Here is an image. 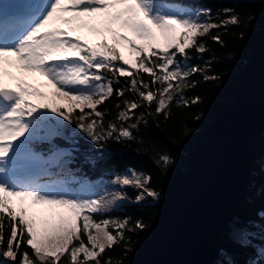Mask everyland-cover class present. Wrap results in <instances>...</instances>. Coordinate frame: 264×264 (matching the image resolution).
I'll list each match as a JSON object with an SVG mask.
<instances>
[{"label":"snow or ice","instance_id":"snow-or-ice-1","mask_svg":"<svg viewBox=\"0 0 264 264\" xmlns=\"http://www.w3.org/2000/svg\"><path fill=\"white\" fill-rule=\"evenodd\" d=\"M5 4H0V257L10 264H61L70 255L71 264H102L100 257L119 242L117 237L124 240L125 230H142L145 225L136 221L128 227V218L95 220L94 215L108 210L113 201L105 198L106 192L99 193L104 181L88 182L66 168L65 157L73 151L87 163L95 160L90 149L57 143H77L76 133L64 122L103 150L107 140L135 139L133 130L147 123L145 112L135 115L141 107L149 116L167 119L173 102L185 107L198 103L199 97L189 101L183 93L195 86L187 82L191 75L206 69L189 66L187 50L207 51L199 37L220 25L209 22V10H173L162 0H5ZM224 11L228 22L240 23L238 15ZM153 29L163 38V46ZM82 31L101 39L89 44L78 35ZM213 39L222 43L219 36ZM137 40L147 43L138 45ZM124 46L133 59L125 58ZM141 72L148 74V81ZM37 75L51 85V97L29 83ZM120 78L127 81L126 87L117 86ZM204 79L218 77L205 74ZM126 91L140 100L125 99ZM113 96L123 106L115 105L116 121L105 128L107 110L101 112L99 106ZM158 163L168 166L172 160L164 154ZM110 183L138 188L136 202L159 196L148 186L151 176L132 169ZM123 198L122 192L113 194V199ZM38 205L46 207L34 208ZM110 225L118 229L115 235L108 230ZM251 235L238 219L230 224L232 242L249 246ZM25 245L35 260L23 250ZM260 254L264 257V249ZM224 262L235 264L230 253Z\"/></svg>","mask_w":264,"mask_h":264},{"label":"trees","instance_id":"trees-1","mask_svg":"<svg viewBox=\"0 0 264 264\" xmlns=\"http://www.w3.org/2000/svg\"><path fill=\"white\" fill-rule=\"evenodd\" d=\"M175 1L209 10L210 21L220 25L199 37V41L207 51L200 54L195 47L187 50L191 59L186 63L189 66L197 65L206 69V72L191 75L187 82L194 83L195 86L185 89L183 93L189 101L194 97H199V102L191 103L187 107L173 102L168 109L169 118L167 119L163 115L149 116L145 108L141 107L135 110V115L139 116L141 112H145L147 123H141L133 130L135 139L120 142L107 140L103 150L87 140L74 125L64 122L66 129L76 133L77 143L75 146L63 140H57V143L69 148L90 149L88 154L95 160L94 164L87 163L80 152L73 151L71 156L65 157L67 169L89 178H111L116 174H121L122 170L128 167L134 168L151 176V183L148 186L155 189L161 196L171 181V175L176 170L186 167L187 152L198 139L205 136V131L217 110L234 96L241 68L264 20V0ZM225 9H230V14L239 16L238 25L228 22ZM222 21L226 23V26L221 23ZM216 36L220 37L222 43L213 39ZM205 74L218 77V79L205 80ZM140 75L145 81L149 80L148 74L141 72ZM126 85L127 81L120 78V84L117 86L126 87ZM125 99L140 100L136 94L129 91H126ZM117 104L123 106V101L113 96L99 106L101 112L107 110V115L103 120L105 128L109 122L116 121L119 111L115 107ZM154 109L155 104L152 105L150 111L154 112ZM85 111L89 110L85 109ZM252 144L256 147V161L246 194L233 218V220L238 219L240 225L252 233L251 245L242 247L228 238L232 220L223 230L219 259L210 264H225L224 257L229 253L235 264H264V257L260 254L261 249H264V215H261L264 213V127L254 137ZM164 154L171 157L172 163L168 166L158 163L159 157ZM138 191L139 189L133 186H125L123 194L126 202L123 205L94 215L96 221L108 217H115L117 220L128 218V227H134L136 221H141L145 225L142 230L136 229L131 232L125 230L124 240H119L117 237L119 242L112 248L106 249L100 257L102 264L109 260L111 264H128L133 252L147 237V230L155 219L157 201L152 202L148 197L144 201L136 202ZM109 228L113 234L118 231L111 226ZM82 238L87 244V235H83ZM6 247L5 243V250ZM23 250L28 251L35 260L29 247L25 245ZM80 259H83L82 255ZM0 264H10V262L0 257ZM36 264H39V261H36ZM61 264H71L70 255L62 258Z\"/></svg>","mask_w":264,"mask_h":264},{"label":"water","instance_id":"water-1","mask_svg":"<svg viewBox=\"0 0 264 264\" xmlns=\"http://www.w3.org/2000/svg\"><path fill=\"white\" fill-rule=\"evenodd\" d=\"M264 127V20L237 79L205 136L186 155L157 200L147 237L128 264H210L243 200L256 161L252 140Z\"/></svg>","mask_w":264,"mask_h":264},{"label":"rangeland","instance_id":"rangeland-1","mask_svg":"<svg viewBox=\"0 0 264 264\" xmlns=\"http://www.w3.org/2000/svg\"><path fill=\"white\" fill-rule=\"evenodd\" d=\"M162 3H165V4H166V0H162ZM168 5H171L173 10H175V9H177V8H178V9L185 10V11H191V12H195V11L202 10L200 7H194V6H188V7H185V6L172 5V4H168ZM209 22H210V21H209ZM210 23H212V22H210ZM176 27H177L178 32H179V31H182L181 29H179V26H176ZM153 31H154V32L156 33V35H157L158 45H159V46H163V44H164V40H163V38H161V37L159 36V33L157 32L156 29H153ZM200 31L203 32V29H201ZM125 34L130 35L129 33H125ZM72 35H77V33H73ZM78 35H80V36L82 37V39L86 40L89 44H93V43H95V42H97V41H99V40L101 39V37L93 36V35L89 34L87 31H82L81 33H78ZM108 39H109V38H108ZM136 43H137L138 45H140V44H146L147 42H146V41H140V40H137ZM121 52L124 54V56H125L126 59H129V60L133 59V54H131L130 52L127 51V46L122 47V48H121ZM14 70H15V69H10V71H14ZM33 84L36 85V86H38V87H40L41 91H44L49 97H51V95H52V93H53V91H54V90L52 89L51 85H42V86H40V82H38L37 84H36V82H34ZM127 169H132V170H135V171H137V172H140V171H138V170H136V169H134V168H130V167H128ZM125 170H126V169H125ZM125 170H122L121 174L124 173ZM73 173H74L76 176H78V177H82V178L86 179L88 182H91V183H94L95 180L97 181L98 179H103V180L105 181L104 178H99V177H98L97 179H88V177H85V176H82V175H78V174H76L75 172H73ZM116 175H117V174H116ZM116 175H115L114 177H116ZM57 178H61V177H57ZM123 187H124V186H123ZM123 187H119V188H117L115 192H122V193H123ZM133 187L136 188L135 186H133ZM137 189H138V188H137ZM139 191H140V190H139ZM139 191H138V193H139ZM138 193H137V195H138ZM159 197H160V196H158V198H159ZM150 198H151V197H150ZM158 198H156V199L151 198V201H152V202H155V201L158 200ZM145 199H146V198H145ZM145 199H142L141 201H144ZM120 200H121V201H120L119 203H117V205L115 204V205H111V206H109L108 210L114 209V208H116V207L119 208L121 205H123V204L126 202V197L124 196V198H123V199H120ZM135 201H136V199H135ZM107 219H109V220H113V221H120V222H123L125 218H121V219L117 220V218H115V217H108ZM97 222H99V221H97ZM110 226L113 227V228H115V227L112 226V225H110ZM108 230H109L110 232H112V231L110 230V228H109ZM92 231L94 232L95 230H92ZM112 234H113V232H112ZM113 235H115V234H113ZM88 247H91V245H89Z\"/></svg>","mask_w":264,"mask_h":264},{"label":"bare ground","instance_id":"bare-ground-1","mask_svg":"<svg viewBox=\"0 0 264 264\" xmlns=\"http://www.w3.org/2000/svg\"><path fill=\"white\" fill-rule=\"evenodd\" d=\"M13 73L14 74H18L16 71H14ZM34 82H36V84L38 82H40V86H42V85H48L47 82H46V80L44 79V77H41V76H38V75L36 76L35 80L29 81V83H32V84ZM101 181H104V180L103 179H99V180L95 181V183H99ZM119 187H120V184H112L110 182L109 183H106L105 182V184L99 189L100 190L99 193L100 194L102 192L108 193L109 199L113 201V203L111 205H115V204H117V203H119L121 201L120 199H113V194L116 193L115 191ZM43 207H46V206H39V205L38 206H34V208H36V209L43 208ZM53 219L55 220V218H53Z\"/></svg>","mask_w":264,"mask_h":264}]
</instances>
